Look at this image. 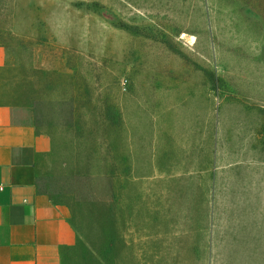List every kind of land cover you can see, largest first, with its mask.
<instances>
[{
	"label": "rangeland",
	"instance_id": "374dc122",
	"mask_svg": "<svg viewBox=\"0 0 264 264\" xmlns=\"http://www.w3.org/2000/svg\"><path fill=\"white\" fill-rule=\"evenodd\" d=\"M0 106L60 264H264V0H0Z\"/></svg>",
	"mask_w": 264,
	"mask_h": 264
},
{
	"label": "crops",
	"instance_id": "0c3cea01",
	"mask_svg": "<svg viewBox=\"0 0 264 264\" xmlns=\"http://www.w3.org/2000/svg\"><path fill=\"white\" fill-rule=\"evenodd\" d=\"M46 150L31 125L0 106V264H60L68 211L40 190Z\"/></svg>",
	"mask_w": 264,
	"mask_h": 264
},
{
	"label": "built area",
	"instance_id": "2783aa9c",
	"mask_svg": "<svg viewBox=\"0 0 264 264\" xmlns=\"http://www.w3.org/2000/svg\"><path fill=\"white\" fill-rule=\"evenodd\" d=\"M1 189V188H0Z\"/></svg>",
	"mask_w": 264,
	"mask_h": 264
}]
</instances>
